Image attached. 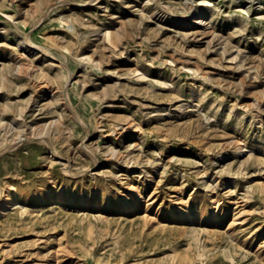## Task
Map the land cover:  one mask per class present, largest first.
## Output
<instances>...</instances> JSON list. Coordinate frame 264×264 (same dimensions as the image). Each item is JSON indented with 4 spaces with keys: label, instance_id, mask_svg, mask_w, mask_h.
Instances as JSON below:
<instances>
[{
    "label": "rangeland",
    "instance_id": "rangeland-1",
    "mask_svg": "<svg viewBox=\"0 0 264 264\" xmlns=\"http://www.w3.org/2000/svg\"><path fill=\"white\" fill-rule=\"evenodd\" d=\"M4 193L0 264H264V0H0Z\"/></svg>",
    "mask_w": 264,
    "mask_h": 264
},
{
    "label": "bare ground",
    "instance_id": "bare-ground-1",
    "mask_svg": "<svg viewBox=\"0 0 264 264\" xmlns=\"http://www.w3.org/2000/svg\"><path fill=\"white\" fill-rule=\"evenodd\" d=\"M196 15H198V14H196ZM199 16L200 15H198L197 17H195V19L193 20V21H182L181 19H179V18H174L173 19V21H174V23H176V24H182V25H184V28H191V26L193 25H195V24H197L199 21H198V19H199ZM175 24V25H176ZM211 27V26H210ZM192 29V28H191ZM107 32V31H106ZM216 32V31H215ZM107 35V34H106ZM209 35V34H208ZM197 36V35H196ZM28 40V39H27ZM28 42V41H27ZM16 43V42H15ZM22 44V43H21ZM28 44H29V42H28ZM26 45V44H25ZM29 46H31V45H29ZM18 47V46H17ZM29 48H31V47H29ZM28 49V48H27ZM17 61V60H16ZM19 62V61H18ZM17 62V63H18ZM59 63V62H58ZM18 64H20V63H18ZM22 64V63H21ZM27 65V64H26ZM28 66H30V65H28ZM65 66V65H64ZM70 77V76H69ZM56 88V87H55ZM63 94V93H62ZM62 97H63V95H61ZM66 98V97H65ZM64 102V101H63ZM66 102V101H65ZM64 102V103H65ZM65 104H67V103H65ZM260 117V116H259ZM257 118V117H256ZM254 120V119H253ZM256 120V119H255ZM258 120V119H257ZM18 126V125H17ZM20 138V137H19ZM17 140H18V138H17ZM16 140V141H17ZM137 185V184H136ZM139 185V184H138ZM158 186V185H157ZM151 189V188H150ZM126 192V191H125ZM128 193V192H127ZM124 194V193H123ZM131 194V193H130ZM180 196V195H179ZM152 197V196H151ZM3 198H5L4 199V201L2 202V203H0V207H8L9 206V204H10V200L9 199H6V195H5V193L3 194ZM149 202V201H148ZM190 203V202H189ZM130 204V203H129ZM11 206V205H10ZM131 207V206H130ZM180 207V206H179ZM22 208H23V206H22ZM161 208V207H160ZM139 209V208H138ZM191 209V208H190ZM144 210V209H143ZM6 211V210H5ZM156 211V210H155ZM134 212V211H133ZM154 213V212H153ZM161 213V212H160ZM215 213V212H214ZM181 214V213H180ZM172 215H174V213L172 214ZM156 216V215H155ZM210 216V215H209ZM191 218V217H190ZM161 219V218H160ZM170 219V218H169ZM179 220V219H178ZM185 221V220H184ZM195 221V220H194ZM159 222V221H158ZM224 222V221H223ZM215 229V228H214ZM232 229V228H231ZM259 256V255H258ZM45 263V262H44Z\"/></svg>",
    "mask_w": 264,
    "mask_h": 264
}]
</instances>
